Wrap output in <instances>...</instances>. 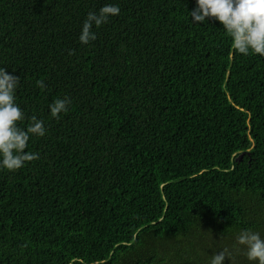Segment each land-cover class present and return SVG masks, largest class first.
Returning <instances> with one entry per match:
<instances>
[{
	"label": "trees",
	"instance_id": "1",
	"mask_svg": "<svg viewBox=\"0 0 264 264\" xmlns=\"http://www.w3.org/2000/svg\"><path fill=\"white\" fill-rule=\"evenodd\" d=\"M105 4L119 15L82 45ZM195 7L0 0L21 127L47 130L36 159L0 169V264H209L225 248L249 264L233 245L264 236V56L236 53L214 18L193 23ZM58 98L69 110L53 118Z\"/></svg>",
	"mask_w": 264,
	"mask_h": 264
},
{
	"label": "clouds",
	"instance_id": "2",
	"mask_svg": "<svg viewBox=\"0 0 264 264\" xmlns=\"http://www.w3.org/2000/svg\"><path fill=\"white\" fill-rule=\"evenodd\" d=\"M115 4H105L98 12H89L79 34L82 45L95 41L94 29L106 24L111 17L119 15ZM193 23H203L214 18L231 38V47L244 56H264V0H196V7L190 12ZM20 78L0 67V169L16 171L36 155L27 151L33 137H44L46 128L36 117L26 127H21L25 114L16 102ZM37 86L46 88L43 80ZM70 100L58 98L49 105L50 115L58 118L69 110ZM233 248L244 251L249 264H264V236L251 229L241 230L235 238ZM232 264V251L225 248L210 255L209 264Z\"/></svg>",
	"mask_w": 264,
	"mask_h": 264
},
{
	"label": "rangeland",
	"instance_id": "3",
	"mask_svg": "<svg viewBox=\"0 0 264 264\" xmlns=\"http://www.w3.org/2000/svg\"><path fill=\"white\" fill-rule=\"evenodd\" d=\"M255 202H256V200L253 202V203H251L250 201H249V204L251 205L250 207H252L253 206V204H255ZM202 238V236L201 237H199L198 239H201ZM196 254H199V255H201V256H203V248H201V249H197V251L195 252ZM205 255H207V253L205 254ZM234 256V255H233ZM238 264H240L241 262H242V258L241 259H238Z\"/></svg>",
	"mask_w": 264,
	"mask_h": 264
},
{
	"label": "water",
	"instance_id": "4",
	"mask_svg": "<svg viewBox=\"0 0 264 264\" xmlns=\"http://www.w3.org/2000/svg\"><path fill=\"white\" fill-rule=\"evenodd\" d=\"M242 157H243V154H241L239 158L241 159Z\"/></svg>",
	"mask_w": 264,
	"mask_h": 264
}]
</instances>
